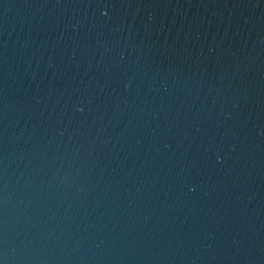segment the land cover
<instances>
[{"label":"water","instance_id":"95a60500","mask_svg":"<svg viewBox=\"0 0 264 264\" xmlns=\"http://www.w3.org/2000/svg\"><path fill=\"white\" fill-rule=\"evenodd\" d=\"M0 264H264V0H0Z\"/></svg>","mask_w":264,"mask_h":264}]
</instances>
